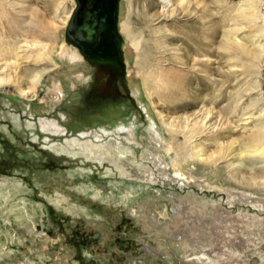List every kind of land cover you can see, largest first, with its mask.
Listing matches in <instances>:
<instances>
[{
    "label": "rangeland",
    "instance_id": "obj_1",
    "mask_svg": "<svg viewBox=\"0 0 264 264\" xmlns=\"http://www.w3.org/2000/svg\"><path fill=\"white\" fill-rule=\"evenodd\" d=\"M171 1L120 0L118 19L164 38L176 55L159 68L189 77L177 92L145 84L122 34L123 73L78 58L76 0L11 8L21 52L0 58V80L43 68L37 45L58 66L32 95L0 87V264H264V159L248 151L264 144V0ZM33 13L40 39L23 28Z\"/></svg>",
    "mask_w": 264,
    "mask_h": 264
},
{
    "label": "bare ground",
    "instance_id": "obj_2",
    "mask_svg": "<svg viewBox=\"0 0 264 264\" xmlns=\"http://www.w3.org/2000/svg\"><path fill=\"white\" fill-rule=\"evenodd\" d=\"M127 1H128V6H129V0H127ZM20 2H23V0H0V58H6L7 59L8 57H11V58L14 57V58L18 59L20 57V53L19 52H21V51H18V50H20V47L17 45V39H14V41H12V43H7L6 39H5V37L8 35V33L14 32L15 29L13 28V26H14L15 23H17L15 25L19 26V27H21L24 24L23 21H22L23 19L19 15H13L12 9H11V8H14V10H15L14 6L16 4H18V3H20ZM171 2H172L171 0H163V2H162L163 3V7L164 8L165 7H169ZM51 4H53V5L56 4V0H51ZM76 6H77V2H76ZM23 7H26V6H23ZM26 9L22 8L18 12L19 13L28 12V10H26ZM132 12H133V8H132V5H130V14ZM258 13H260V11L258 9L254 10L253 14H251V16L252 17H255V16L257 17ZM36 15H35V13L31 14L32 19L34 18V21L37 18ZM149 19H150V16L145 11V12H143L141 14L140 22L142 24H144V25H147ZM36 20L38 21L37 24H30V25L28 24L26 27H23V28H25L26 34H29V32H33L34 30H37V32H36L38 34L37 38L40 39L42 37V35L43 36L45 35V31L42 28L41 20L40 19H36ZM2 25H4V27H1ZM118 27H119L120 34L124 35L126 37V39L129 40V42L131 43L132 48L136 51V53L138 55V62H137L138 72L144 78V82L149 88L155 86V87L158 88V90H164L165 91V90L171 89V91L175 90L174 92H177L178 90L184 91L183 86L185 85V82L189 78L186 74L183 75V73L181 71H177V70L167 71L166 73H164L163 70L161 68H159V67H163V62L164 61L168 62L169 60H171L170 56H174V55H176V53L175 52H172V53L169 52V48H167L164 45V41H163L164 38H160L156 34L157 33L156 29L152 30V35H151L150 30H149L150 35L147 38L146 37V33H145V29L141 28L140 26L138 27V26L133 25L130 22V18L125 20V21H123V22H119V26ZM27 28H29V29H27ZM147 28H149V27H147ZM6 29L9 30V31H7ZM42 31H44V32L42 33ZM29 35H31V34H29ZM12 37L16 38V37H14L13 34H12ZM124 43L125 42L123 40V45H124ZM199 43L200 42L197 43L198 45H197L196 53L198 55L204 54L205 48H204V46H199ZM259 47H260L261 53L263 54L262 57L264 58V46L262 47L260 45ZM36 50H37V53H35V57L33 56L34 57V61H35V63L43 64L44 67L43 68H35V69H33V68L32 69L31 68L30 69H22L19 72L21 76L19 75L16 85L15 84L12 85V83L10 82L11 78L9 77V79L0 80V87H3V85L9 83V84L12 85V87H15L18 90H21V87H23L22 85L27 83L28 85H30L29 90L25 91L23 93L21 92V93L23 94L24 97L28 96L30 94L31 95L33 94L32 93L33 90H35L36 87L41 84L43 78L51 70H53L55 67L58 66L57 63L55 62L54 58H53L54 57L53 53L55 52L54 51L55 47L53 48L52 46L47 45V44H44V45H41V46L37 45V49ZM157 51H159L160 57H156L155 56ZM62 53H63L62 56L64 54L68 55V52L65 50V48L63 49ZM71 57H73L74 60H78L75 53H73ZM79 57L81 58V56H78V58ZM176 57H178V56H176ZM29 58L30 57L28 56V59ZM82 58H84V57H82ZM115 58H116V56H115ZM140 59H142V60L144 59L145 61H143V62H145V64L140 62L139 61ZM180 63H182V62H180ZM7 65H9V64L7 63ZM154 65L156 67H158L159 69L155 70V68H154L152 70V72H150V73H148L146 75H143L144 72H145L144 68H146L148 66H150V68H151V67H154ZM139 67H140V70H139ZM142 68H143V70H142ZM185 76H187V77L185 78ZM183 77H184V79H183ZM207 77L208 76L205 74L199 80L202 81V82H205L208 79ZM154 89H156V88H154ZM31 90H32V92H31ZM175 94H177V93H175ZM57 98H58V101H59L60 97H57ZM260 137H262V135H260ZM253 143H255L254 146H256V147H249L248 151L257 153V155H255V156H257V157H259L261 159H264V144L261 143V141L258 138H255ZM189 149H191V148H189ZM83 150H85V152L87 151L88 154H94V152L92 150L88 149L87 147L84 148ZM187 151H188V149H187ZM189 156L193 157L192 153ZM151 159L154 162V164H156V166H160V168H164V169L167 168V166L163 165V162H161L159 158L152 157ZM155 161H158V162H155ZM146 173H147L146 178H145L146 181H148V182L149 181H151V182L156 181L153 172L146 171ZM181 235H184V234L180 233L179 236H181ZM173 237H175V235ZM181 239H182V237H181ZM150 253H152V252H150Z\"/></svg>",
    "mask_w": 264,
    "mask_h": 264
},
{
    "label": "water",
    "instance_id": "obj_3",
    "mask_svg": "<svg viewBox=\"0 0 264 264\" xmlns=\"http://www.w3.org/2000/svg\"><path fill=\"white\" fill-rule=\"evenodd\" d=\"M119 1L76 0L77 6L65 35L67 42L76 46L85 60H113L114 66L123 73V39L118 29Z\"/></svg>",
    "mask_w": 264,
    "mask_h": 264
},
{
    "label": "flooded vegetation",
    "instance_id": "obj_4",
    "mask_svg": "<svg viewBox=\"0 0 264 264\" xmlns=\"http://www.w3.org/2000/svg\"><path fill=\"white\" fill-rule=\"evenodd\" d=\"M78 50V49H77ZM79 52V51H78ZM80 54V53H79ZM81 57H83L80 54ZM95 60H93L92 62H89L91 65L93 66H105L110 68V70L114 71L115 69H118L116 66H114L115 62L112 60H108V59H100V58H94Z\"/></svg>",
    "mask_w": 264,
    "mask_h": 264
}]
</instances>
